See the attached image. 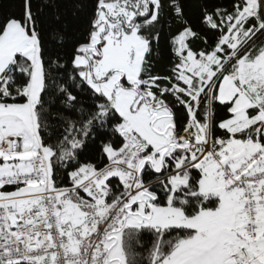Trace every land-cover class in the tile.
<instances>
[{
    "label": "snow or ice",
    "instance_id": "1",
    "mask_svg": "<svg viewBox=\"0 0 264 264\" xmlns=\"http://www.w3.org/2000/svg\"><path fill=\"white\" fill-rule=\"evenodd\" d=\"M0 264H264V0H0Z\"/></svg>",
    "mask_w": 264,
    "mask_h": 264
}]
</instances>
